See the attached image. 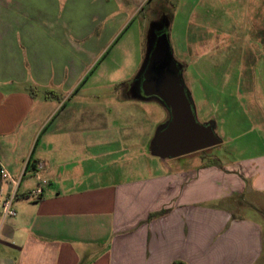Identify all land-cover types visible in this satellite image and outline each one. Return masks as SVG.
Wrapping results in <instances>:
<instances>
[{
    "label": "crops",
    "instance_id": "obj_1",
    "mask_svg": "<svg viewBox=\"0 0 264 264\" xmlns=\"http://www.w3.org/2000/svg\"><path fill=\"white\" fill-rule=\"evenodd\" d=\"M181 1L189 14L219 5ZM160 2L0 0V171L11 178L0 173V193L17 192V216L0 213V264L264 263L263 222L235 211L241 197H264V155L238 161L240 171L211 154L164 160L151 152L135 100L76 97L83 87L125 84L87 72L139 8ZM232 4L245 9L250 34L264 42V0ZM216 32L201 27L187 44L208 46ZM220 68L198 67L204 94L198 105L193 100L196 113L218 128L216 110L229 111L234 134L264 132V100L257 104L248 89L255 81L238 69L222 81ZM220 84L237 94L211 95ZM252 147L264 149V140ZM42 180L43 195L30 196Z\"/></svg>",
    "mask_w": 264,
    "mask_h": 264
},
{
    "label": "rangeland",
    "instance_id": "obj_2",
    "mask_svg": "<svg viewBox=\"0 0 264 264\" xmlns=\"http://www.w3.org/2000/svg\"><path fill=\"white\" fill-rule=\"evenodd\" d=\"M180 1L171 0V3L166 4L164 0H161L156 8L150 3L139 8L137 15L128 22L116 38H113L109 47L87 72V75L90 74L91 80L108 78L109 80L122 81V83L124 81L125 84L119 86L118 89L114 86L90 89L83 87L76 92V97L89 96L101 101L117 97H128L135 100L137 109L133 110L138 114L146 115V127L150 128L151 142L157 131L169 121L170 113L159 101L136 99L134 93L139 87L138 78L148 57V36L155 19L166 22L167 26L164 30L168 34L173 57L182 67L185 85L197 105L204 94L203 88L200 86L198 70L201 63L221 65L220 70L216 73L222 81L234 76L237 69L240 70L244 80L253 79L255 81V86L248 89L252 91L251 95L257 104L264 100V42L258 41L250 34L248 29L250 24L245 22L243 16L245 9L232 4L233 0H219V5L216 8L197 6L195 9L198 13L189 14L188 11L192 7L185 8L182 3L184 0L181 1V6H178ZM149 6H152L151 9ZM144 15H146L145 20ZM201 27L214 29L215 32L217 29L212 44L200 46L194 42L189 47L187 44L188 35H191L193 41H196L199 39ZM189 28H192L190 34L187 31ZM185 67H188L189 70L186 71ZM119 69V72H114ZM237 90V87L233 85L220 84L213 87L211 95L225 99L237 94ZM243 90L247 91V88H243ZM194 101L197 121L200 124L209 123L206 117L196 113ZM130 110L128 109V111ZM227 112L229 113V111ZM227 112L216 110L215 114L218 123L216 134L222 140V144L190 156L199 158L211 154L214 159L223 162L224 167L240 171L238 161L264 155V149H250L264 140V132L260 128H254L248 134H234L232 117L227 115ZM244 147H249V149L243 150ZM235 211L240 217L256 219L264 224V197H241ZM261 264L264 263L261 262Z\"/></svg>",
    "mask_w": 264,
    "mask_h": 264
},
{
    "label": "water",
    "instance_id": "obj_3",
    "mask_svg": "<svg viewBox=\"0 0 264 264\" xmlns=\"http://www.w3.org/2000/svg\"><path fill=\"white\" fill-rule=\"evenodd\" d=\"M166 22L152 23L149 31V53L139 75L134 97L157 100L170 113L167 124L160 128L151 142V152L164 160L177 159L222 144L216 134L215 122L200 124L194 104L185 85L182 67L175 61L168 34H158Z\"/></svg>",
    "mask_w": 264,
    "mask_h": 264
},
{
    "label": "built area",
    "instance_id": "obj_4",
    "mask_svg": "<svg viewBox=\"0 0 264 264\" xmlns=\"http://www.w3.org/2000/svg\"><path fill=\"white\" fill-rule=\"evenodd\" d=\"M43 169L42 165L37 166V171H40ZM1 173V177L5 180H11L10 176L7 174V172L4 169H1L0 171ZM13 183L15 185H19V182H16L14 180H12ZM47 181L42 180L41 181V185L35 189L34 191H32L30 193V196L33 197H41L43 195L44 192V187L47 185ZM17 197V192L14 191L12 194H10L7 197H2V194L0 193V213L3 217V219H7V218H12V217H16L17 216V211L14 208V201Z\"/></svg>",
    "mask_w": 264,
    "mask_h": 264
},
{
    "label": "trees",
    "instance_id": "obj_5",
    "mask_svg": "<svg viewBox=\"0 0 264 264\" xmlns=\"http://www.w3.org/2000/svg\"><path fill=\"white\" fill-rule=\"evenodd\" d=\"M36 90L34 89H31V95L32 96H35L36 94V92H35ZM188 91V90H187ZM46 94L47 95H50V96H54V97H56V98H58V99H60L61 98V96L59 95V94H57L56 92H53V91H48V92H46ZM188 94H189V96L191 97V95H190V93H189V91H188Z\"/></svg>",
    "mask_w": 264,
    "mask_h": 264
},
{
    "label": "flooded vegetation",
    "instance_id": "obj_6",
    "mask_svg": "<svg viewBox=\"0 0 264 264\" xmlns=\"http://www.w3.org/2000/svg\"><path fill=\"white\" fill-rule=\"evenodd\" d=\"M165 32V30H163L162 32H160V33H158V34H162V33H164Z\"/></svg>",
    "mask_w": 264,
    "mask_h": 264
}]
</instances>
